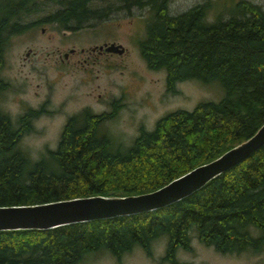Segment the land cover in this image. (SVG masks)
I'll return each instance as SVG.
<instances>
[{"label": "trees", "instance_id": "trees-1", "mask_svg": "<svg viewBox=\"0 0 264 264\" xmlns=\"http://www.w3.org/2000/svg\"><path fill=\"white\" fill-rule=\"evenodd\" d=\"M121 1L123 9L143 4L149 11L136 46L146 69L164 71L166 92H176L175 84L184 79L216 82L222 95L158 116L152 129L139 127L127 146L98 132L107 114H73L64 120L54 149L35 160L17 148L20 136L31 130L29 117L19 116L15 127L0 109L1 206L148 192L216 158L264 122L262 7L215 0L207 19L209 1L175 15L167 11L168 0ZM94 2L103 0H0V71L7 37L30 27L18 22L22 17L49 4L43 20L79 30L104 18L109 6L97 8ZM4 85L0 77V91ZM186 195L149 213L0 231V264H77L85 254L103 252L119 261L135 246L151 257L152 241L163 236L161 260L169 264H175L177 249L191 251L193 237L223 255L262 251L264 146ZM250 227L258 230L256 236Z\"/></svg>", "mask_w": 264, "mask_h": 264}, {"label": "rangeland", "instance_id": "rangeland-1", "mask_svg": "<svg viewBox=\"0 0 264 264\" xmlns=\"http://www.w3.org/2000/svg\"><path fill=\"white\" fill-rule=\"evenodd\" d=\"M204 1L211 3L207 12V19H210L215 0H168L166 8L170 15H175ZM246 1L264 10V0ZM121 3V0L94 2L97 8L109 6L104 18L95 19L90 22L91 26L81 27L75 32L62 34L56 26L44 22L7 37L0 77L9 86L7 91H0L1 112L17 127L16 119L26 107L36 109L46 101L43 108L47 112H38L36 119L29 122L31 130L22 134L17 144V148L26 153L29 160L45 155L47 149H54L58 133L68 115L85 105L95 111L101 110L111 96L120 97L122 105L113 118L99 123L97 129L111 137L115 145L127 146L139 127L152 129L158 116L175 109L191 110L195 103L217 101L222 95L216 82L203 85L196 80L184 79L175 84L176 92H166L164 71L146 69L136 46L145 35L149 11L143 4L130 5L126 10L120 7ZM50 8L51 5L46 4L44 10L35 13L32 10L27 17L21 16L18 22L28 23L34 18H41ZM108 41L120 43L123 52L95 56L93 64L85 63L84 66L74 64L72 59L54 61L58 60V52L67 51L70 46L77 49ZM26 49L34 53L24 59ZM249 232L252 236L258 234L254 227H250ZM191 240V251L177 249L175 264H264V247L258 253L244 251L237 255H223L199 244L195 237ZM152 242L151 257L135 246L119 261L103 252L85 254L77 264H169L161 260L165 236Z\"/></svg>", "mask_w": 264, "mask_h": 264}, {"label": "water", "instance_id": "water-1", "mask_svg": "<svg viewBox=\"0 0 264 264\" xmlns=\"http://www.w3.org/2000/svg\"><path fill=\"white\" fill-rule=\"evenodd\" d=\"M103 48L117 54L123 52L120 43H107ZM262 146H264V122L252 135L233 147L221 151L216 158L197 164L196 167L148 192L113 197L102 194L88 195L40 204L0 205V231L31 229L41 231L73 223L102 221L162 209L186 198L188 196L186 194L202 187L210 178L230 170Z\"/></svg>", "mask_w": 264, "mask_h": 264}, {"label": "flooded vegetation", "instance_id": "flooded-vegetation-1", "mask_svg": "<svg viewBox=\"0 0 264 264\" xmlns=\"http://www.w3.org/2000/svg\"><path fill=\"white\" fill-rule=\"evenodd\" d=\"M44 22H47V21L46 20H43V18L41 17V18H36V19L34 18L31 21H29L28 23H23V22L22 23L24 25L25 24H29L30 25L29 28H32V26L34 24L37 25L39 23L41 24V23H44ZM47 23H49V22H47ZM49 24H52V25L56 26V29H60L62 34H65V32H68L69 33V31L70 32L77 31V30H72L70 28L69 29L60 28L55 23H49ZM40 31L43 32V28L42 27H40ZM107 43H114V42H109L108 41V42H106V43L104 42V43H102L100 45L94 44V46H90V47H85V46L83 47L82 46V47H79L77 49H74V48H72L70 46V48H67V51H65L63 53H59L58 52L57 53V56H56V59L58 58V60H54V61H57V62L60 61V62H62V61H67L68 59H72V61H73L74 64H81L83 66H84L85 63L87 65L88 64H93L94 63L93 58H95V56L98 57L99 55L107 54V52L108 53H115V52H110V50H107L106 51L103 48L104 44H107ZM114 44H118V43H114ZM98 46H101V47L98 48ZM51 52L53 53L54 51H51ZM33 53H34V51L32 52L29 49H26V52L23 55L24 59H27L28 56L30 54H33ZM3 82H4L5 85H4V88H3V90L1 92L7 91L8 90L7 88L9 86L8 82H6L5 80H3ZM45 103H46V101L44 103H40L39 108L37 107L36 109L31 108V107H26L24 109V111L21 114L18 115V117L26 114V116L29 117V122L35 120L38 112H47V111H44V108H43V106H44ZM103 105H104V106H102L103 108L101 110L99 109L97 111L93 110L91 108V106L85 105L82 108H78L77 109L78 111L77 112H73V114H78V113L83 112V111H88V113L90 115H93V116H97V115H104L105 116L107 114V116H109V119H110V118H113L116 115L118 109L122 105V100H121L120 97L119 98L118 97L116 98V97H112L111 96L108 101L106 100L104 102ZM73 114L68 115L67 117H70Z\"/></svg>", "mask_w": 264, "mask_h": 264}]
</instances>
